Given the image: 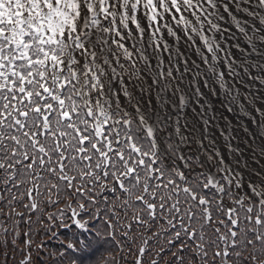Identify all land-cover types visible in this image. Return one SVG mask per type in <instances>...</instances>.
Instances as JSON below:
<instances>
[{"label": "snow or ice", "instance_id": "6c2138e0", "mask_svg": "<svg viewBox=\"0 0 264 264\" xmlns=\"http://www.w3.org/2000/svg\"><path fill=\"white\" fill-rule=\"evenodd\" d=\"M185 6L0 0V264H264V180L166 164L107 95L102 54Z\"/></svg>", "mask_w": 264, "mask_h": 264}, {"label": "bare ground", "instance_id": "6f19581e", "mask_svg": "<svg viewBox=\"0 0 264 264\" xmlns=\"http://www.w3.org/2000/svg\"><path fill=\"white\" fill-rule=\"evenodd\" d=\"M192 2L193 8L189 9L187 6L184 8V20L176 27H172L170 22L167 30L161 32L162 43L147 30L143 36L137 35L134 31L128 32L126 45L136 47L137 51L135 55H124L123 60L142 59L143 63L147 64L152 61L150 55L157 53L159 49L160 60L171 58L176 64L183 60L185 63H179L182 71L184 65H190V61L192 63L190 77L195 76L194 84L199 83L202 75L209 78L206 82L208 90L205 93L209 96L210 103L219 100L213 96L219 85H226L230 90L228 92L226 88H221L234 115L219 108L218 124H261L264 133V0H211L210 3L208 0H192ZM135 36L138 43L135 42L137 40ZM130 37H134L133 40H130ZM167 37L169 41L165 43L164 39ZM161 66L162 62L155 64L151 62L150 67L147 65L146 80L143 79L139 83L140 98L145 101L143 105L151 109L153 104L158 102L159 94H163L160 93V89L173 91V86L178 88L173 79L170 80L172 85L170 87L167 85ZM186 89L190 91L191 96L195 87L188 85ZM166 95L173 98V110L164 111L167 119H170L169 124H175L174 113L181 115L180 111L184 110L186 120L188 122L190 120L191 129L194 128V135H199L200 130L197 128L199 124H194L198 121V116L194 111L187 110L192 108L195 102L191 99L187 102L185 99L187 94L166 92ZM238 105L240 109L236 111ZM254 126L256 125H252ZM259 129L254 128L256 136L253 140L246 136L250 132L248 129L237 130L244 160L248 164H255L254 167L243 166L240 169L251 180L256 181H260L261 177L264 179V139H258Z\"/></svg>", "mask_w": 264, "mask_h": 264}, {"label": "rangeland", "instance_id": "374dc122", "mask_svg": "<svg viewBox=\"0 0 264 264\" xmlns=\"http://www.w3.org/2000/svg\"><path fill=\"white\" fill-rule=\"evenodd\" d=\"M98 23H100V21H98ZM135 38L137 39V37L135 36ZM165 40V43L169 41V37H167ZM136 43H138V39L135 41ZM151 44H153L151 42ZM128 49V52L130 51L131 53L136 54L137 48L133 47V46H127L125 47ZM115 52L113 54H111L112 57L114 56H119L120 52L119 48H115ZM159 49H157V53L154 52L150 55V58L152 61L147 62V64H143V61L140 63L141 65V69H139L138 72H136L137 75V79L138 80H143L146 77V72L143 66H151V62L152 63H156V62H162V66H161V70L163 73V77L165 78L167 85L170 87L172 84L170 83V80L173 79V83H175L178 88H175L173 86V91L172 90H167L166 88H163V90L165 91L164 97H161L159 94V98H158V103H156V105H153V109H151L150 107L148 108L145 105H141L142 102H145L143 99L140 100L139 104H137L136 100H135V95L133 94V90L130 88L129 91L132 94L131 95V100L130 102H128V105H131V101L135 100L136 106L139 109V113H141L142 115H145V118L149 119L150 124L152 123V121L154 119L156 120V124H151L152 128H156L159 129V127L162 125H164L169 133L172 132L170 129H172L174 131V127L172 125L169 124L170 119H167V114L164 111H168L170 109H172V105H173V98L170 97L169 95H166V92L169 93H176L177 95L180 94H187L186 95V101L188 102L189 99H191V101L195 102V104H193L192 108L187 109L190 111H194L195 115L198 116V121L194 122V124H199L197 126L198 130H202L203 128H207L209 130H211V132H213L214 134V138L220 142L221 144L225 145L228 147V150L230 148V145H232L233 147H242L240 145V138L237 135V130L238 128H232L230 131V128H224L223 124H218V114L219 108H222L224 110L229 111V113L231 115H234V112L232 110V108L229 106V102L227 100V98L222 94V89L221 88H226L228 92H230L228 86L226 85H219L218 86V90L217 92H215L213 94V96L216 98H219L218 101H215L214 103H210V98L209 96L205 93L208 90V83H206L209 78L206 75H202L199 79V83H195V79L194 77H190L191 76V70L190 67H192V63L189 61L190 65L186 64V66L184 65L183 67V71H182V67L179 65V63H185L183 60H181L179 63H175L173 60H171V58H166V59H162L160 60V53H159ZM141 53V51H140ZM142 57V54H141ZM142 60V59H141ZM150 60V59H149ZM154 60V61H153ZM160 60V61H158ZM173 61V62H172ZM121 66L119 67V70L123 73H128V71H130L132 69V65L133 61L128 63H124V62H120ZM135 66V65H134ZM167 66V68H166ZM129 74V73H128ZM203 77V78H202ZM136 79V78H135ZM130 81V79H129ZM131 82V81H130ZM190 85H194L195 90L193 91L192 95L190 96V91L186 89V87ZM163 86V85H162ZM151 92H153V90H151ZM212 92V91H211ZM161 97V98H160ZM184 97H181V99H183ZM141 99V98H140ZM139 106H144V110L142 111ZM163 107V110H162ZM159 109V110H158ZM240 109V106H236V111H238ZM158 110V111H157ZM173 110V109H172ZM180 114H173V120L175 122V124H177L178 127L181 126V133L183 135V137L189 141L190 145L189 148L191 150H193L196 146H197V140L195 139V136L193 134H190L189 132H193L194 128L191 129L192 124H190V120L189 122L186 120L185 118V111L181 110ZM155 117V118H154ZM166 124V125H165ZM237 127L240 126H244L245 128H249L247 127L250 124H235ZM217 126V127H215ZM251 126V125H250ZM259 126V125H258ZM218 127H221L220 129ZM252 132H254L252 130ZM251 132V133H252ZM171 134V133H170ZM250 140H253V138L251 136H247ZM176 140V138H175ZM204 143V144H203ZM209 142L205 141H201L200 146L204 147L205 151L207 153H211V147L208 144ZM220 146V145H218ZM221 147V146H220ZM222 148V147H221ZM223 149V148H222ZM226 151V149H223L224 152H222L223 154L226 155V162L230 161L229 163V168H227V170H224V172H234L237 175H242L243 178L247 181V180H251L250 177L246 174H244L240 167L242 168L243 166H249V167H254L255 164H248L246 161H244V155L236 153L237 150H233L232 151ZM160 151L161 153H163L164 155H166L167 157H170L172 155L171 151H166L165 148L163 146H160ZM226 152V153H225ZM180 155V154H179ZM191 157L193 158V156L196 157V155L200 158V161L202 162L204 168H207V166H205V160L199 155V154H190ZM214 155V154H213ZM181 157V156H180ZM215 160H216V156L214 155ZM187 161L189 162H193L190 157L188 156ZM213 167L218 170L219 172L221 171V173L223 172V167L220 168L219 163L216 162L215 164L212 163ZM212 175V174H211ZM264 180L262 177L260 178V181Z\"/></svg>", "mask_w": 264, "mask_h": 264}]
</instances>
